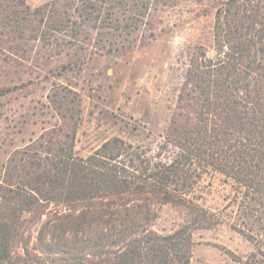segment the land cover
Instances as JSON below:
<instances>
[{
  "label": "trees",
  "instance_id": "obj_1",
  "mask_svg": "<svg viewBox=\"0 0 264 264\" xmlns=\"http://www.w3.org/2000/svg\"><path fill=\"white\" fill-rule=\"evenodd\" d=\"M214 18V53L190 57L161 152L119 138L85 159L55 144L23 152L0 186V264H188L193 231L215 221L195 195L209 172L235 191L236 231L259 243L264 0H221ZM162 205L185 209L188 221L154 232Z\"/></svg>",
  "mask_w": 264,
  "mask_h": 264
},
{
  "label": "rangeland",
  "instance_id": "obj_2",
  "mask_svg": "<svg viewBox=\"0 0 264 264\" xmlns=\"http://www.w3.org/2000/svg\"><path fill=\"white\" fill-rule=\"evenodd\" d=\"M220 2L0 0V186L25 151L71 146L85 159L119 138L161 152L190 57L214 53ZM195 195L215 221L193 231L188 264H264V235L253 242L234 228L231 184L209 172ZM187 221L185 209L157 206L151 229Z\"/></svg>",
  "mask_w": 264,
  "mask_h": 264
}]
</instances>
